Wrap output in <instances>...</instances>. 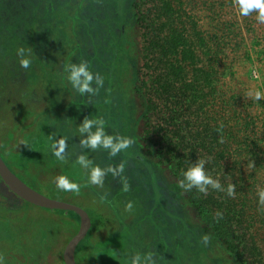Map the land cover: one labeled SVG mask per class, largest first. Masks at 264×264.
Listing matches in <instances>:
<instances>
[{
    "label": "trees",
    "instance_id": "1",
    "mask_svg": "<svg viewBox=\"0 0 264 264\" xmlns=\"http://www.w3.org/2000/svg\"><path fill=\"white\" fill-rule=\"evenodd\" d=\"M234 3L235 0H136L133 14L142 39V67L137 91L143 99L146 114L147 123L141 136L146 153L145 157L139 158L126 149L112 157V165L123 164L124 171L116 177L109 173L103 190L108 189L110 183L116 185L115 178L123 176L122 183L129 186L126 173L133 165L143 174L136 180V189L143 195L140 201L152 207L147 217L160 214L161 217L156 216L158 219L153 221H173L174 228L177 227L174 231L181 239L180 255L188 257L190 254L196 259L200 250L182 243V238L192 233L177 215L180 208L177 200H173V205L168 204L171 206L169 211L167 199L162 197L164 200H161V194L157 193V175L149 158H158L173 177V189L180 190L187 204L196 208L208 223V228L203 229L204 234L209 233L212 249H219V253L216 256L212 250L206 252L204 262L264 264V204L259 203L257 195L258 190L264 189V100L255 103L247 96L250 90L264 91V24L257 22L256 12L240 17ZM207 20L211 27L208 31L205 29ZM96 99L101 106H95L96 111L101 108L98 114L107 121L108 101L101 95ZM104 125L113 135H120L108 123ZM18 128L11 130L12 135ZM91 153L89 158L95 164V154L100 153L104 159L108 155L104 149ZM5 156L2 152L1 157L5 159ZM197 159L207 161V173L218 179L225 191L209 187L207 193L195 188L186 192L178 187L183 171ZM229 184L235 186L233 196L227 194ZM107 191L111 194L109 189ZM105 197H99V202L109 209L102 213V218L108 222L101 231L112 236L95 241L97 233L91 228L77 248V264H120V261L130 264L128 258L136 251H154L157 256L161 255L152 244L166 237H159L160 234L147 227V231L144 230L147 236L136 239L132 234L137 226L134 218L128 211L115 214ZM173 198H176L175 194ZM49 212L67 219L64 211ZM68 214L75 223L80 221L75 213ZM13 216L17 218L6 209L4 218H0V233L5 231L0 238V249H4L1 256L7 253V242H17L18 235L13 230L11 240L7 241L8 229H16L14 221L15 228L10 224ZM21 217L22 221L27 218ZM43 234L36 238L31 235L32 243L44 244ZM22 235L19 240L28 241ZM172 238L168 234L169 242L175 247L176 239ZM135 240L141 242L132 247ZM53 241L57 242V239ZM209 249L206 247L203 251ZM195 259L191 264H196Z\"/></svg>",
    "mask_w": 264,
    "mask_h": 264
},
{
    "label": "rangeland",
    "instance_id": "2",
    "mask_svg": "<svg viewBox=\"0 0 264 264\" xmlns=\"http://www.w3.org/2000/svg\"><path fill=\"white\" fill-rule=\"evenodd\" d=\"M135 2L136 0H0V135H5V130L11 131L16 126L20 127L25 120L29 121L45 105H50L52 99L60 106L87 105L88 109L96 110L95 106L101 107L96 99L101 95L107 99L110 107L108 119L104 123L116 128L121 136L134 141L127 149L128 153L139 158L145 157L146 147L141 136L147 121L143 99L137 91L142 67V39L140 27L133 14ZM207 23L205 29L208 31L211 30L210 21L207 20ZM18 47L31 48L32 63L28 69L19 65L16 56ZM81 61H87L90 69L104 81V86L94 95L79 96L67 83L65 69L69 64ZM97 111H101V108ZM149 159L156 171L159 184L157 193L161 194V200L167 199V205H173V200H177L180 207L177 215H180V219L188 225L192 233L189 237L182 238V243L185 246L194 245L200 250L196 259L190 254H187L188 257L180 255L178 250L182 247L181 239L174 231L177 227L174 228L173 221H153L158 219L156 216L161 217L160 214L152 218L147 217V212H150L152 207L140 201L143 195L141 192L140 196L136 189V180L143 174L134 169V166L127 168L126 180L130 182L129 186L122 183L124 176L115 178L118 183L111 194L103 190L104 185L96 186L100 198L106 195L105 200L111 204L115 214L128 211L137 224L133 229L134 233L132 232L136 239L146 237L144 230L147 231L148 228L155 234H160L159 237H166L159 238L155 245L152 244V248L161 253L158 255V264H191L193 259L196 264H202L203 254L210 253L211 250L217 256L219 249H212L210 239L207 246L201 242L202 236H209V233L204 234L203 229L208 228L204 217L200 216L196 208L187 204L180 190L173 189V177L165 165L158 158ZM158 162L160 163L157 164ZM81 174L84 177L85 171ZM3 185L1 180V186ZM174 194L176 198H173ZM78 198L76 204L88 206L86 210L97 233L95 241L102 240L106 236L98 235L102 233L104 225L101 222L102 213H106L108 206L99 201H93L92 205H89L86 196ZM6 203L7 209L15 213L21 221L18 222L14 216L10 218V224L14 228L16 226V229H8L7 241L11 240V230L18 236L17 242H7L5 264H65V249L78 234L80 221L75 223L73 219L70 220L68 213H65L67 219L64 220L63 216L57 213L33 208L8 188ZM129 203L132 204L130 210L126 207ZM167 208L171 211V206L168 205ZM20 215L27 218L22 221ZM144 223H147V226ZM179 223L175 225L181 227ZM22 233V237L28 241L19 240ZM41 234L47 241L41 245L32 243L31 235L36 238ZM168 234L176 239L175 247L169 242ZM4 235L5 231L0 233V238ZM53 239H57V242ZM140 242L135 240L132 247ZM206 247L211 249L203 251ZM3 251L1 248L0 255ZM169 254L173 255L170 257ZM204 264L208 262L205 261Z\"/></svg>",
    "mask_w": 264,
    "mask_h": 264
},
{
    "label": "clouds",
    "instance_id": "3",
    "mask_svg": "<svg viewBox=\"0 0 264 264\" xmlns=\"http://www.w3.org/2000/svg\"><path fill=\"white\" fill-rule=\"evenodd\" d=\"M234 7L238 10L240 17H248L253 12H256L257 22L264 24V0H235ZM16 56L19 60V65L23 69H28L32 63L31 48L18 47L16 49ZM67 75L66 80L71 89L79 96L94 95L100 88L104 86L103 79L99 74L94 73L87 61L79 63H71L65 69ZM247 96L255 103L264 100V91L250 90ZM80 134L79 147L83 150L76 155L72 161L74 165H78L85 170L84 181L85 186L103 187L105 177L111 173L114 177L118 176L124 171L123 164L116 167H101L95 164L87 155L88 151H96L97 149H104L108 152L110 157H115L122 151L128 149L134 141L125 136L111 135L105 130L104 121L102 119L85 118L78 126ZM50 151L54 157L61 161L67 160V149L69 147L67 138L50 137ZM205 159H197L191 162L187 169L182 173V179L178 183V187L184 191H191L197 189L199 192L207 193L208 188L225 191L218 179H214L206 171ZM55 187L67 193H78L81 185L74 180H70L67 175H58L54 178ZM125 190H127L125 188ZM227 194L233 196L235 193V186L229 184ZM259 203L264 204V189L258 190ZM127 209L132 208L129 203ZM219 215V213H218ZM210 237L204 235L201 237V242L207 246ZM130 264H158L159 257L154 251H136L128 258ZM0 264H5L3 256H0Z\"/></svg>",
    "mask_w": 264,
    "mask_h": 264
},
{
    "label": "crops",
    "instance_id": "4",
    "mask_svg": "<svg viewBox=\"0 0 264 264\" xmlns=\"http://www.w3.org/2000/svg\"><path fill=\"white\" fill-rule=\"evenodd\" d=\"M85 118L101 119L98 111L88 109L87 105L69 104L60 106L52 99L50 105H45L28 122L24 121L16 133H13L14 135H12L11 131L7 130H5V135H0V156L2 152L6 153L5 159L3 160L8 162V167L27 186L50 199L76 205L84 209L90 216L86 210L88 206L76 204L78 203L76 201L79 200L78 197L80 196H86V202L99 201L100 195L97 192L98 188L91 185L85 186L84 177L81 178L80 174V171H83V169L72 163L76 155L83 151L79 147L80 134L78 132V126ZM105 130L108 134L113 135L108 127ZM50 137L67 138L69 147L67 149L66 161H61L52 155L49 150L51 143ZM90 154H92L91 151H88L87 155L89 156ZM99 155L100 153L95 154L98 165L101 167H114L112 165V157L107 155L104 159ZM76 166H78L77 169ZM58 175H67L70 180L76 182L80 179V191L78 193H67L58 190L54 183V178ZM114 184L110 183L107 186L109 191L112 192L115 187ZM108 189L106 188V190ZM6 190L7 187L5 184L2 187L0 180V218H4L6 214ZM51 195L61 197L55 198L51 197ZM91 197L93 198L90 201ZM71 200L74 202H71ZM10 212L13 214L12 211ZM90 219L92 224L91 228H93L94 222L91 217ZM101 222L104 224L108 220L103 218ZM106 228L108 229V227ZM101 234L105 235L104 232ZM105 236L109 238L112 235ZM3 257H5V254H3Z\"/></svg>",
    "mask_w": 264,
    "mask_h": 264
},
{
    "label": "water",
    "instance_id": "5",
    "mask_svg": "<svg viewBox=\"0 0 264 264\" xmlns=\"http://www.w3.org/2000/svg\"><path fill=\"white\" fill-rule=\"evenodd\" d=\"M0 178L16 197L22 201L42 209L49 211H64L66 213H75L80 218V229L78 234L70 241L64 252L65 264H77L76 251L80 243L86 239L92 224L88 213L73 204L64 203L58 200L50 199L23 183L7 166L3 158L0 156Z\"/></svg>",
    "mask_w": 264,
    "mask_h": 264
}]
</instances>
